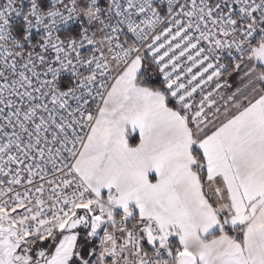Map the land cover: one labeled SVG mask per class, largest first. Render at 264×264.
Wrapping results in <instances>:
<instances>
[{
    "label": "snow or ice",
    "instance_id": "6c2138e0",
    "mask_svg": "<svg viewBox=\"0 0 264 264\" xmlns=\"http://www.w3.org/2000/svg\"><path fill=\"white\" fill-rule=\"evenodd\" d=\"M0 264H264V0H0Z\"/></svg>",
    "mask_w": 264,
    "mask_h": 264
}]
</instances>
